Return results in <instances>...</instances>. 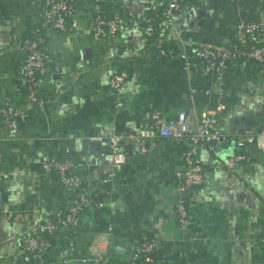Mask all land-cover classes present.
Returning <instances> with one entry per match:
<instances>
[{
	"label": "crops",
	"instance_id": "1",
	"mask_svg": "<svg viewBox=\"0 0 264 264\" xmlns=\"http://www.w3.org/2000/svg\"><path fill=\"white\" fill-rule=\"evenodd\" d=\"M170 1L102 0V11L119 19L120 30L96 39L93 0H75L79 33L44 29L43 0H0V264H41L62 250L63 230L46 253L28 256L23 250L36 221L67 212L73 202L57 176L44 172L46 160L70 161L87 191L108 201L85 212L70 235L76 251L69 264H92L82 260L97 256L132 264L136 246L148 239L158 244L163 264H264V65L232 64L219 86L197 66L186 69L181 59L234 41L239 23L264 13V0H194L148 35L147 23ZM37 33L45 36L47 66L32 103L20 47ZM160 49L169 56L161 57ZM122 71L129 77L116 108L110 81ZM10 102L25 113L16 136L2 117ZM220 104L226 107L217 123L222 135L199 149L205 178L189 197L192 220L185 230L175 208L187 140L152 139L142 156L138 143L125 138L128 160L119 167L111 155L95 157L83 146L85 139L139 134L151 127L155 113L169 120L186 111L195 125L203 110ZM240 141L246 142L242 150ZM240 152L250 162L227 169L228 159Z\"/></svg>",
	"mask_w": 264,
	"mask_h": 264
},
{
	"label": "built area",
	"instance_id": "2",
	"mask_svg": "<svg viewBox=\"0 0 264 264\" xmlns=\"http://www.w3.org/2000/svg\"><path fill=\"white\" fill-rule=\"evenodd\" d=\"M102 2V0H96ZM239 2L240 0H230ZM185 0H171L162 15L156 21L147 23L145 30L148 35L154 34L156 29L162 26V22H170L176 13L185 5ZM43 27L61 33H79L80 26L76 18L75 0H43ZM120 30L117 17H107L101 7L97 5L95 13L91 16V33L96 39H104ZM45 36L37 33L34 38H26L20 51L24 56L23 76L26 81L27 99L37 103V87L39 79L47 66L46 52L44 49ZM161 57H168L165 49H160ZM181 59L185 68L197 66L206 77H211L217 85H221L223 76L230 65L242 61H254L264 65V13L258 15L254 21L241 22L238 25V33L234 41L219 47H202L193 51L192 54L183 53ZM126 71L115 73L110 81V87L117 96L116 108L120 107V100L124 94L125 84L128 80ZM226 107L220 104L203 110L198 122L192 125L186 111H182L174 119H161L159 113L152 115V125L139 134L113 133L108 137L113 165L116 167L125 165L128 160L127 153L122 149L125 138L138 143L140 154L147 156L150 151L149 141L155 138L172 141L187 140L188 148L185 151L183 170L177 173L178 196L176 201L175 216L181 230L187 229L191 223L189 211V197L204 183V169L202 161L198 157L199 149L205 141L217 140L222 131L217 128L218 118L224 113ZM3 122L11 135L19 134L24 121L25 113L15 103H8L2 109ZM259 137L257 146L260 147ZM101 141L102 138L93 139ZM151 143V142H150ZM239 148L246 147V142L240 141ZM2 155L0 154V160ZM250 162V157L245 153L233 155L226 162L229 170H234L238 164ZM43 170L48 174H55L59 182L64 186L68 194L73 198L67 212L57 211L52 219L36 221L33 233L25 238L23 250L28 256H38L46 253L52 246L53 237L59 230L66 233V240L59 256L54 259L43 260L41 264H69L73 261L76 244L70 238L81 225L85 212L93 207L103 208L108 201L98 199L91 195L85 188V179L77 175L73 163L70 161L46 160L43 162ZM113 174L104 180L110 184ZM51 236L47 239L45 236ZM261 247L264 249V236L261 239ZM84 263L109 264L108 258L97 256L92 260L84 259ZM132 264H163L158 244L154 240H144L139 243L134 251Z\"/></svg>",
	"mask_w": 264,
	"mask_h": 264
},
{
	"label": "water",
	"instance_id": "3",
	"mask_svg": "<svg viewBox=\"0 0 264 264\" xmlns=\"http://www.w3.org/2000/svg\"><path fill=\"white\" fill-rule=\"evenodd\" d=\"M214 143L217 142V140L213 141ZM83 146L86 151L90 152V155L92 156H100V155H111L110 151V142L109 140L104 141H97V140H91V139H85L83 141ZM94 162V160L92 161Z\"/></svg>",
	"mask_w": 264,
	"mask_h": 264
},
{
	"label": "trees",
	"instance_id": "4",
	"mask_svg": "<svg viewBox=\"0 0 264 264\" xmlns=\"http://www.w3.org/2000/svg\"><path fill=\"white\" fill-rule=\"evenodd\" d=\"M192 1H194V0H185V3H188V2H192ZM93 2L94 3H96L97 5H99L100 7L102 6V2H97L96 0H93ZM102 8V7H101ZM107 17H109V16H107ZM112 18V17H111ZM41 76V75H40ZM40 76H37V79H39V77ZM47 239H51V236H49V235H46L45 236ZM52 240V239H51Z\"/></svg>",
	"mask_w": 264,
	"mask_h": 264
}]
</instances>
